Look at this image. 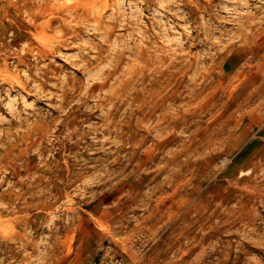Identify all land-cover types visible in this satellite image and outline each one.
Returning a JSON list of instances; mask_svg holds the SVG:
<instances>
[{"label":"rangeland","instance_id":"obj_1","mask_svg":"<svg viewBox=\"0 0 264 264\" xmlns=\"http://www.w3.org/2000/svg\"><path fill=\"white\" fill-rule=\"evenodd\" d=\"M110 257L264 264V0H0V264Z\"/></svg>","mask_w":264,"mask_h":264},{"label":"built area","instance_id":"obj_2","mask_svg":"<svg viewBox=\"0 0 264 264\" xmlns=\"http://www.w3.org/2000/svg\"><path fill=\"white\" fill-rule=\"evenodd\" d=\"M101 264H124L123 260L121 258H112L105 259Z\"/></svg>","mask_w":264,"mask_h":264},{"label":"bare ground","instance_id":"obj_3","mask_svg":"<svg viewBox=\"0 0 264 264\" xmlns=\"http://www.w3.org/2000/svg\"><path fill=\"white\" fill-rule=\"evenodd\" d=\"M179 85V84H178ZM262 97V96H261ZM143 236V235H142ZM149 240V239H148Z\"/></svg>","mask_w":264,"mask_h":264}]
</instances>
